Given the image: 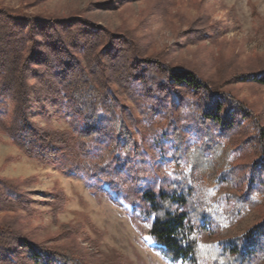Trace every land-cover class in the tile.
I'll return each instance as SVG.
<instances>
[{
	"label": "trees",
	"instance_id": "1",
	"mask_svg": "<svg viewBox=\"0 0 264 264\" xmlns=\"http://www.w3.org/2000/svg\"><path fill=\"white\" fill-rule=\"evenodd\" d=\"M134 38L85 17L0 7V105L15 103L14 119L0 118V129L29 158L150 218V236L173 261L264 264V119L231 89L264 86V68L207 79L160 53L143 54ZM52 83L78 121L71 132L39 129L28 117L31 92H49ZM124 92L143 96L135 102L144 120L121 101ZM169 151L172 180L157 186L164 171L155 161ZM0 264L110 263L0 223Z\"/></svg>",
	"mask_w": 264,
	"mask_h": 264
},
{
	"label": "rangeland",
	"instance_id": "2",
	"mask_svg": "<svg viewBox=\"0 0 264 264\" xmlns=\"http://www.w3.org/2000/svg\"><path fill=\"white\" fill-rule=\"evenodd\" d=\"M111 1L0 0V7L34 15L85 17L114 31H128L143 54L160 53L173 65L190 67L207 79L264 68V0ZM29 82L35 84L34 75ZM56 84L41 95L31 92L28 117L39 129L71 132L78 121L67 112L68 97ZM231 89L264 119V86L235 82ZM130 93L124 92L121 101L140 114L135 100L141 102L143 96L134 99ZM14 110L11 100L0 105L5 124L14 119ZM148 129L146 137L153 140ZM170 152L155 161L164 171L157 186L172 180ZM120 199L117 204L105 191L94 193L84 178L64 173L61 166L29 158L0 129V223L50 247L78 244L91 258L110 264H184L173 261L150 236V218ZM222 209H230L225 200ZM204 228L212 234L208 225Z\"/></svg>",
	"mask_w": 264,
	"mask_h": 264
}]
</instances>
